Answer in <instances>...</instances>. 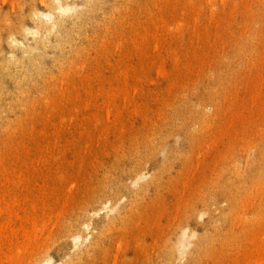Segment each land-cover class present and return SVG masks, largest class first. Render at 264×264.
<instances>
[{
  "label": "rangeland",
  "instance_id": "374dc122",
  "mask_svg": "<svg viewBox=\"0 0 264 264\" xmlns=\"http://www.w3.org/2000/svg\"><path fill=\"white\" fill-rule=\"evenodd\" d=\"M0 210V264H264V0H0Z\"/></svg>",
  "mask_w": 264,
  "mask_h": 264
},
{
  "label": "bare ground",
  "instance_id": "6f19581e",
  "mask_svg": "<svg viewBox=\"0 0 264 264\" xmlns=\"http://www.w3.org/2000/svg\"><path fill=\"white\" fill-rule=\"evenodd\" d=\"M59 1V0H58ZM60 12V11H59ZM52 16V15H51ZM38 33V32H37ZM155 64V63H154ZM163 82V81H162ZM161 84V83H160ZM138 112V111H137ZM7 147V146H6ZM73 174V173H72ZM25 183V182H24ZM4 185V184H3ZM49 190V189H48ZM56 195V194H55ZM47 196V195H46ZM16 198V197H15ZM35 203V202H34ZM1 211V210H0ZM14 213H15V211H14ZM11 214V213H10ZM19 214V213H18ZM29 217V216H28ZM27 220H28V218H27ZM33 220V219H32ZM11 221H12V219H11ZM29 223H30V221H29ZM19 230V229H18ZM1 231H3L2 229H1ZM13 231V230H12ZM16 232H17V229H16ZM30 232V231H29ZM24 234V233H23ZM29 234V233H28ZM4 236V235H3ZM2 237V236H1ZM7 237V236H6ZM9 238H10V236H9ZM3 240V239H2ZM9 240V239H8ZM88 240V239H87ZM13 243V242H12ZM17 244V243H16ZM25 245V244H24ZM1 247V246H0ZM21 250V249H20ZM19 250V251H20ZM17 255V254H16ZM8 256V255H7ZM2 262V261H1Z\"/></svg>",
  "mask_w": 264,
  "mask_h": 264
}]
</instances>
